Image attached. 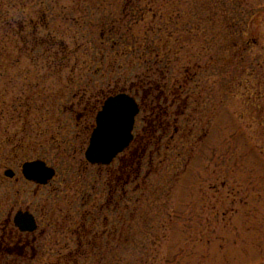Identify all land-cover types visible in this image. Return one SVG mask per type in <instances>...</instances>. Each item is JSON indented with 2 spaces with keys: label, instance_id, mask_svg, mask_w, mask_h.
Returning <instances> with one entry per match:
<instances>
[{
  "label": "rangeland",
  "instance_id": "374dc122",
  "mask_svg": "<svg viewBox=\"0 0 264 264\" xmlns=\"http://www.w3.org/2000/svg\"><path fill=\"white\" fill-rule=\"evenodd\" d=\"M128 1L0 0L44 42L28 26L26 45L10 35L0 54V237L18 209L39 223L34 248L0 264H264V0ZM140 80L169 105L191 98L122 197L86 164L94 119L80 113ZM37 158L57 169L41 188L21 176Z\"/></svg>",
  "mask_w": 264,
  "mask_h": 264
},
{
  "label": "trees",
  "instance_id": "16d2710c",
  "mask_svg": "<svg viewBox=\"0 0 264 264\" xmlns=\"http://www.w3.org/2000/svg\"><path fill=\"white\" fill-rule=\"evenodd\" d=\"M11 8L6 9L5 7H0V54L8 55L7 46L3 45V40H6V37L8 38V36L10 35H16V37L19 36L23 44L26 45L28 41L26 40V36L23 33H25V29L28 26L33 27L32 33L34 36V47L43 45L44 42L37 36L39 32L37 27L39 25L36 23V21H34V19H30L29 24L25 23V20L23 19L24 17H21L22 15H24L23 11L18 16L11 15ZM110 32L114 33L115 28L111 27ZM121 38L124 40V42H127V39L124 38V34L121 35ZM53 44H55V46H57V48L61 50H66L63 42H54ZM34 47L33 50L35 49ZM23 49L26 50V46ZM145 62H148V60H146ZM4 64L5 63H2L0 59V67ZM132 85L139 88V92H137L140 94L141 100H143L141 102L143 106L144 99L145 102H148L146 104L149 105V109H147L146 111H150V114L143 119L145 125L142 131H139L138 126H136V137L132 145V148L135 147V150H132L134 152H129L130 154L128 153L125 158L126 160H130V163H125L123 172H120V170H114L113 174L110 173V177L114 179L115 183L117 182V178L121 179L123 176L124 182L126 183L125 186L129 184L127 182L133 179V177H140L142 169L145 166L144 162H146V160L149 167L151 168L150 171H153L152 168L154 166V154L160 153L163 138L166 137L167 132L173 127L172 122L168 119V117L173 114L171 111V107L175 105L176 100H179L180 103L177 108V114L182 115L184 107L188 109L189 100L191 98V95H189L185 99L182 98V96L180 97L179 95L176 96L177 99L175 100V102L173 101L171 105H169L167 103L168 98L164 95V86L162 87L160 85L154 87L153 85H151V83H148L145 80H140L138 83H133ZM165 86L167 87V85ZM153 106H155V108H153ZM179 108H181L182 110L179 111ZM177 122L178 121L176 119L173 121L175 133L179 131V128H177L178 125L176 126ZM132 161L138 162V167L137 164H133V166ZM83 253L84 252H82L80 248L78 249V251H75V253H69V255L65 257V259L67 262H71L70 260H72V258L76 256H83ZM3 256H8L6 250H0V257Z\"/></svg>",
  "mask_w": 264,
  "mask_h": 264
},
{
  "label": "water",
  "instance_id": "95a60500",
  "mask_svg": "<svg viewBox=\"0 0 264 264\" xmlns=\"http://www.w3.org/2000/svg\"><path fill=\"white\" fill-rule=\"evenodd\" d=\"M139 113L140 105L134 96L123 92L108 97L97 114L86 159L92 164L110 165L130 146ZM23 171L30 180L42 184H47L56 175L55 168L44 160L25 163ZM15 223L24 231H35L38 228L34 215L28 211H19Z\"/></svg>",
  "mask_w": 264,
  "mask_h": 264
},
{
  "label": "flooded vegetation",
  "instance_id": "af4514ba",
  "mask_svg": "<svg viewBox=\"0 0 264 264\" xmlns=\"http://www.w3.org/2000/svg\"><path fill=\"white\" fill-rule=\"evenodd\" d=\"M129 2H130V0L128 1V3ZM131 86H133V85H131ZM133 87H135V86H133ZM137 91L139 92V88L138 87L135 88V93L134 94L131 93L132 91L125 90V88L121 89L120 91L113 90V92H111V94L105 96L103 98V100L99 101V104H93L92 107H88L89 104L87 102V104H86V106L84 108L85 109L84 112L83 113H80V117L89 116V117H93V119H94L91 124H88L87 125L88 146L90 144L91 135H92V133H93L95 127H96V117H97V114L102 109V107L104 105V102L106 101V99L108 97L113 96V95H116V94H119V93L126 92V93H128V94H130V95H132V96H134L136 98V100L138 101V103L140 105V113L136 117V123H135V127H134V130H133L134 138H133L130 146L124 152H122L110 165L92 164V163H90L86 159V155H85V162H86V164H91L93 166H98L100 168L106 167V169L108 170V172L111 173V174H113L114 173V170H120V172H123V168L125 167V163L126 162H127V164L130 163V160H128V159L126 160L125 158H126V156H127V154L129 152H131L132 150H135L134 149L135 147L132 148L133 147L132 145H133V142L135 141V137H136L135 131H136L138 117H139V115L141 114L142 111H146L147 109H149V107H148L149 105L146 104L148 102H145V99H144V106H143V104L141 103L143 100H141V98L139 99L140 94ZM153 108H155V106H153ZM88 146H87V148H88ZM87 148H86V150H87ZM86 150H85V154H86ZM132 152H134V151H132ZM35 160H44V161H46L45 159H42V158H37V159H33V160H24V162L21 163V174H22L21 176H22V178H23V180L25 182H27V183H29V182L34 183L37 187H40L41 188L43 186H47L48 184H50L56 178V176H57V169H56V167H54L53 165H50L46 161V163L49 166L55 168V170H56L55 177L52 180H50L47 184H42V183H39V182H36V181H32V180H30L24 174V171L23 170H24V164L25 163L30 162V161H35ZM117 162H118V167L116 169H114L113 165L116 164ZM133 164L134 165L137 164V167L139 165L138 162H136V161L135 162L132 161V165ZM7 172H9L10 174L9 173L7 174ZM4 174H5V177H7V178H11V179L12 178H16V171L13 168H7L5 170V173ZM116 180H117V182L115 183L114 179H112L110 177V182H113L115 184L113 191L116 194V193H118L119 190L122 189L121 190L122 193H123L122 194V197H124L126 195V189H125V184L126 183L124 182V178L122 176L121 179L117 178ZM130 181L131 180H129L127 183H130ZM111 196H112L111 199H109L107 201V207L109 206V203L112 202V200L114 199L113 194ZM102 208H104V206H102ZM19 211H23V212L28 211V212H30V213H32L34 215V217L36 219V222H37V225H38V228L35 231H24V230H21V228L16 225V223H15V217H16V214ZM89 217H90V215L87 214V213L83 215V217H82L83 222H82L81 225H79L78 230H77V233H76L78 235L80 247L83 246V244H84L83 242L81 243L80 241L81 240L83 241L84 238L86 237V235H88V233L91 232V230H88L87 234L85 232V231H87L86 230L87 227H86V223L85 222L88 220ZM104 221L107 224L108 223V217H104ZM38 229H39L38 219H37L36 215L30 209H28V208H26V209H23V208L18 209L15 212V214L13 215V217L9 213V216H8L6 222H5V225L1 228V232H2L1 234H2V236L0 237V250H3V251L6 250L8 256H16V255H18V256H25L26 253H27L26 249L28 247H31V249L34 248V244H35L34 242L36 240V237L31 238V236L36 231H38ZM84 234H86V235H84ZM4 258H5V256L0 257V260H3ZM11 261H13V260H11ZM6 263H8V261ZM9 264H12V263H9Z\"/></svg>",
  "mask_w": 264,
  "mask_h": 264
}]
</instances>
